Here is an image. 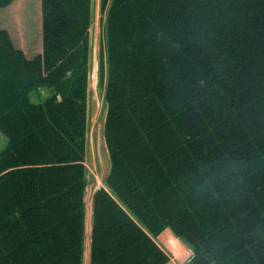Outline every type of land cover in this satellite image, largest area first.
<instances>
[{"label":"trees","instance_id":"1","mask_svg":"<svg viewBox=\"0 0 264 264\" xmlns=\"http://www.w3.org/2000/svg\"><path fill=\"white\" fill-rule=\"evenodd\" d=\"M93 3L42 0L32 58L0 29V264H83ZM100 7L111 170L89 264H169L166 229L189 264H264V0Z\"/></svg>","mask_w":264,"mask_h":264},{"label":"rangeland","instance_id":"2","mask_svg":"<svg viewBox=\"0 0 264 264\" xmlns=\"http://www.w3.org/2000/svg\"><path fill=\"white\" fill-rule=\"evenodd\" d=\"M93 21L90 29L92 47L91 73L88 84V134L85 168L87 187L85 195V240L83 264H89L85 254L90 252L93 197L100 189H106L105 180L111 170V161L105 140L107 104L105 85L99 82V59L105 52L106 15L101 12L100 0H93ZM0 29L8 31L17 49L28 58L42 54V0H16L9 7L0 9ZM35 102L36 97L32 98ZM5 140L0 136V149ZM169 232V238H162ZM156 244L169 257V264H189L191 251L171 230L166 229L157 238ZM90 256V255H89Z\"/></svg>","mask_w":264,"mask_h":264},{"label":"bare ground","instance_id":"3","mask_svg":"<svg viewBox=\"0 0 264 264\" xmlns=\"http://www.w3.org/2000/svg\"><path fill=\"white\" fill-rule=\"evenodd\" d=\"M164 237L169 238V240H170L169 232H166V233L163 235L162 238H164ZM85 256H86L87 259H89V251L87 252V254H85Z\"/></svg>","mask_w":264,"mask_h":264}]
</instances>
